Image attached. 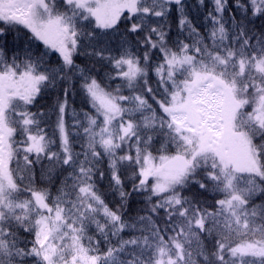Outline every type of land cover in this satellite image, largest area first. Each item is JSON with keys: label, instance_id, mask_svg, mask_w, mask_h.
<instances>
[{"label": "snow or ice", "instance_id": "snow-or-ice-1", "mask_svg": "<svg viewBox=\"0 0 264 264\" xmlns=\"http://www.w3.org/2000/svg\"><path fill=\"white\" fill-rule=\"evenodd\" d=\"M0 264H264V0H0Z\"/></svg>", "mask_w": 264, "mask_h": 264}, {"label": "trees", "instance_id": "trees-1", "mask_svg": "<svg viewBox=\"0 0 264 264\" xmlns=\"http://www.w3.org/2000/svg\"><path fill=\"white\" fill-rule=\"evenodd\" d=\"M50 130V129H49Z\"/></svg>", "mask_w": 264, "mask_h": 264}]
</instances>
